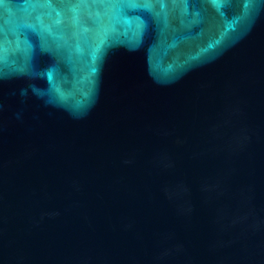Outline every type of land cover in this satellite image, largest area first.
<instances>
[{
    "label": "water",
    "instance_id": "95a60500",
    "mask_svg": "<svg viewBox=\"0 0 264 264\" xmlns=\"http://www.w3.org/2000/svg\"><path fill=\"white\" fill-rule=\"evenodd\" d=\"M0 264H264V0H2Z\"/></svg>",
    "mask_w": 264,
    "mask_h": 264
},
{
    "label": "snow or ice",
    "instance_id": "6c2138e0",
    "mask_svg": "<svg viewBox=\"0 0 264 264\" xmlns=\"http://www.w3.org/2000/svg\"><path fill=\"white\" fill-rule=\"evenodd\" d=\"M0 2H2V0H0Z\"/></svg>",
    "mask_w": 264,
    "mask_h": 264
}]
</instances>
